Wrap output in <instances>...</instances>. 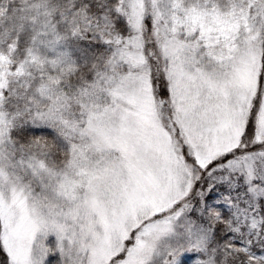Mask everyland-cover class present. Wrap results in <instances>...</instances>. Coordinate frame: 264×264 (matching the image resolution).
<instances>
[{
	"label": "snow or ice",
	"instance_id": "obj_1",
	"mask_svg": "<svg viewBox=\"0 0 264 264\" xmlns=\"http://www.w3.org/2000/svg\"><path fill=\"white\" fill-rule=\"evenodd\" d=\"M0 264H264V0H0Z\"/></svg>",
	"mask_w": 264,
	"mask_h": 264
}]
</instances>
